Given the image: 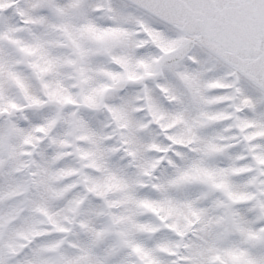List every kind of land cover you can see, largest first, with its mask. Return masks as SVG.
Returning a JSON list of instances; mask_svg holds the SVG:
<instances>
[{"label":"snow or ice","instance_id":"6c2138e0","mask_svg":"<svg viewBox=\"0 0 264 264\" xmlns=\"http://www.w3.org/2000/svg\"><path fill=\"white\" fill-rule=\"evenodd\" d=\"M0 264H264V0H0Z\"/></svg>","mask_w":264,"mask_h":264}]
</instances>
